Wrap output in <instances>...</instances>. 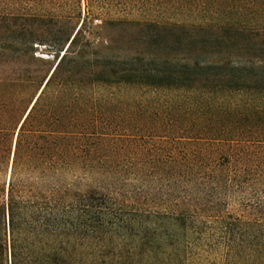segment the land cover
Wrapping results in <instances>:
<instances>
[{"label": "trees", "instance_id": "1", "mask_svg": "<svg viewBox=\"0 0 264 264\" xmlns=\"http://www.w3.org/2000/svg\"><path fill=\"white\" fill-rule=\"evenodd\" d=\"M7 8L0 264H264V0Z\"/></svg>", "mask_w": 264, "mask_h": 264}, {"label": "rangeland", "instance_id": "2", "mask_svg": "<svg viewBox=\"0 0 264 264\" xmlns=\"http://www.w3.org/2000/svg\"><path fill=\"white\" fill-rule=\"evenodd\" d=\"M7 10H8L7 0H0V14H7ZM95 23H101V21L97 22L96 20ZM0 26L6 29L5 26H7V20L4 18H0ZM94 28H95V31H99V33L98 34L94 33V35L93 36L91 35L90 37L92 38L93 42L96 44L97 47H102L103 44H106L107 34L109 33V30L107 31L103 29V25H99V26L95 25ZM2 38L7 39V32L3 34ZM33 54H34L33 56H31L32 54L29 55L26 58V60L32 63L29 66H31L33 70H37L38 74L45 75L57 63V57L55 56V54H49V51L45 49L43 45H39L36 43ZM12 70L13 68L10 69L9 67H7V64L0 67V71L5 72L6 74ZM6 179H7V176L2 177L3 182ZM90 183H91V186L99 187V183L96 181H92Z\"/></svg>", "mask_w": 264, "mask_h": 264}]
</instances>
